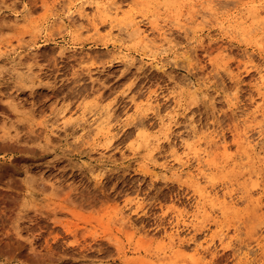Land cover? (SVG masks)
Masks as SVG:
<instances>
[{
    "label": "rangeland",
    "instance_id": "rangeland-1",
    "mask_svg": "<svg viewBox=\"0 0 264 264\" xmlns=\"http://www.w3.org/2000/svg\"><path fill=\"white\" fill-rule=\"evenodd\" d=\"M259 20L0 0V264H264Z\"/></svg>",
    "mask_w": 264,
    "mask_h": 264
},
{
    "label": "bare ground",
    "instance_id": "bare-ground-1",
    "mask_svg": "<svg viewBox=\"0 0 264 264\" xmlns=\"http://www.w3.org/2000/svg\"><path fill=\"white\" fill-rule=\"evenodd\" d=\"M259 15H258V13H257V17H258ZM261 20V19H260ZM259 20V23L261 22ZM263 22H264V20H262ZM263 22H261V24H263L264 25V23ZM258 25H260V24H258ZM260 27V26H259ZM261 28V27H260ZM262 29V28H261ZM261 70V69H260ZM259 70V71H260ZM259 71H258V73H259ZM263 71V70H262ZM264 72V71H263ZM260 75H259V80H260V86H261V88H262V90H263V88H264V75L262 74V72L260 71V73H259ZM259 83H258V86H259ZM257 91H258V94L260 95V96H263L264 97V92H261L260 91V89H258V87H257ZM259 111V110H258ZM102 130V129H101ZM101 130H99V131H101ZM103 132H104V130H103ZM109 132H110V130L108 129L106 132H104L105 133V135H108L109 134ZM244 136H245V134H243ZM244 143H246V142H244ZM177 234V233H176ZM170 238L172 239V241L174 240V235H171L170 236ZM180 246V245H179Z\"/></svg>",
    "mask_w": 264,
    "mask_h": 264
}]
</instances>
